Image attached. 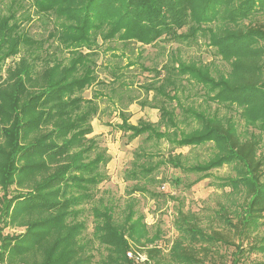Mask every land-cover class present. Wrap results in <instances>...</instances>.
<instances>
[{
    "label": "trees",
    "instance_id": "16d2710c",
    "mask_svg": "<svg viewBox=\"0 0 264 264\" xmlns=\"http://www.w3.org/2000/svg\"><path fill=\"white\" fill-rule=\"evenodd\" d=\"M32 3L57 20L59 52L39 55L14 4L1 12L0 264H218L223 247H233L230 264H239L245 252H264V235L256 236L264 225V0ZM200 39L212 60L183 57L182 48ZM99 41L177 46L163 48L159 68L144 69L152 77L140 85L139 101L124 76L136 62L128 60L124 69L115 62L105 68L110 80H98ZM105 101L120 119L117 130L149 143L124 171L131 185L121 211L109 191L99 190L109 179L110 156L91 122ZM135 102L156 110L157 120L131 124L128 107ZM206 145L210 155L192 161L191 151ZM183 148L188 154L175 153ZM161 167L196 175L188 188L213 178L215 189H229L206 226L178 202L177 236L166 256L157 244L161 230L151 233L135 208L136 195L167 196L150 190L164 182ZM223 167L228 175L212 174ZM7 228L18 231L4 233ZM139 256L144 260L136 261Z\"/></svg>",
    "mask_w": 264,
    "mask_h": 264
},
{
    "label": "rangeland",
    "instance_id": "374dc122",
    "mask_svg": "<svg viewBox=\"0 0 264 264\" xmlns=\"http://www.w3.org/2000/svg\"><path fill=\"white\" fill-rule=\"evenodd\" d=\"M32 2L33 0H0V14L9 4H14L13 6L18 9L17 18L20 21V29L31 40L36 41L35 47L39 51V55L41 53L43 56H48L51 53L56 54L59 50L57 49V42L53 38V35L56 33L57 20L53 16L37 13ZM176 46L175 44L167 45L159 41L157 46L132 44L127 48H123L121 43L116 41L105 44H101L99 41V56L97 59L98 80H103L106 83L110 80L107 77L106 69L115 62H117L116 65L123 67V69L128 60L136 62V65L130 67L124 76L128 77L129 82L132 83V85H129L131 87L130 90L140 101L145 95L143 90L140 89V85L152 77V73L144 69L159 68L164 59L163 54L165 55L163 48L170 50L176 48ZM181 53L187 59L198 58L203 62H209L213 58L212 49L207 47L202 39L199 40L198 45L195 47L182 48ZM64 54L66 53H62V55ZM215 61L219 63L218 60ZM38 63L41 64L40 62ZM92 90H86L83 95L89 97ZM148 98H150V95ZM101 110L100 116L94 118L91 122L93 136L97 138L100 146L106 149L111 161L107 164L108 171L110 172L109 179L100 184L99 190L109 191L118 204L117 210L121 211L125 207V202L128 198L126 194L131 185L130 182L128 183L123 180L124 171L129 168L135 152L141 146H149V143L144 144V136L129 141L126 134L116 129V125L120 123V119L115 112L114 106L110 105V103L105 101L104 105H101ZM128 111L131 114L129 119L131 124H136L139 119L155 122L158 118L156 110L142 108L138 105V102L131 104L128 107ZM166 149V145L162 143L160 150L165 152ZM210 150L209 145L195 149L194 151L192 150L191 154L189 153L191 160L195 161L206 158L210 155ZM175 153L188 154V148L176 150ZM157 173H159L158 178H162L164 182L161 186L156 184L150 187V190L173 197L175 200H170L167 196L154 200L147 196L136 195L138 204L135 208L138 213L144 216V222L151 233L154 232L156 227L161 230L162 236L157 244L162 248L163 256H166L172 241L177 236V232L173 227V221L175 218L174 208L178 202L180 204L183 203L184 211L191 209L197 213L202 218L201 225L206 226L207 218L213 216L219 204L226 201L227 197L222 192H227L229 189H215L211 186L214 183L213 178L202 180L188 188V185L196 178V175H186L170 167H161L157 170ZM212 174L216 177H223L229 174V169L223 167L213 170ZM14 231L17 232L18 230L7 228L4 230V233L11 234ZM91 232L92 224L89 218L85 233L89 236ZM263 235L264 225L259 228L256 236L259 238ZM232 251L233 247L219 249L220 254H223V259L219 260V258H215V260L218 261V264H223L224 262L230 264V254ZM92 253L95 256L93 261L96 262L100 257L99 250L95 247L92 249ZM211 261H213L212 257ZM239 264H264V252L259 250L250 253L245 252Z\"/></svg>",
    "mask_w": 264,
    "mask_h": 264
},
{
    "label": "built area",
    "instance_id": "2783aa9c",
    "mask_svg": "<svg viewBox=\"0 0 264 264\" xmlns=\"http://www.w3.org/2000/svg\"><path fill=\"white\" fill-rule=\"evenodd\" d=\"M127 256L129 257V258H132L133 256H132V254L129 252V253H127ZM134 258V257H133ZM136 259V261H138L137 259H139V261H143L144 260V257H142V256H139L138 258L137 257H135Z\"/></svg>",
    "mask_w": 264,
    "mask_h": 264
},
{
    "label": "crops",
    "instance_id": "0c3cea01",
    "mask_svg": "<svg viewBox=\"0 0 264 264\" xmlns=\"http://www.w3.org/2000/svg\"><path fill=\"white\" fill-rule=\"evenodd\" d=\"M110 161H111V160H110ZM110 161H109V162H110ZM106 169H107V174H108V176H110V172L108 171V165H107Z\"/></svg>",
    "mask_w": 264,
    "mask_h": 264
}]
</instances>
